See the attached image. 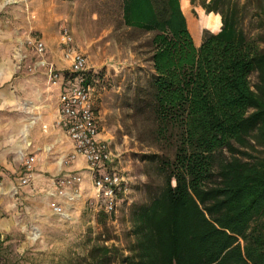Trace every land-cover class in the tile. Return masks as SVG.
<instances>
[{"label":"trees","instance_id":"obj_1","mask_svg":"<svg viewBox=\"0 0 264 264\" xmlns=\"http://www.w3.org/2000/svg\"><path fill=\"white\" fill-rule=\"evenodd\" d=\"M224 5H202L221 25L197 47L180 0H123L124 24L152 34L154 74L132 109L166 151L146 156L128 254L94 245L87 264H264V47L247 30L249 4ZM0 264H11L3 241Z\"/></svg>","mask_w":264,"mask_h":264},{"label":"rangeland","instance_id":"obj_2","mask_svg":"<svg viewBox=\"0 0 264 264\" xmlns=\"http://www.w3.org/2000/svg\"><path fill=\"white\" fill-rule=\"evenodd\" d=\"M209 1L193 0L191 5L189 0H180L187 28L197 47L205 31L216 33L220 29L219 15L206 13L202 7ZM224 1L225 5L237 4L240 8L249 4L247 30L251 35L261 36L259 44L264 47V27L257 28L264 20V13L256 15L251 9L259 0ZM259 2L264 8V0ZM4 3L15 8L12 12L0 11V19L13 20L27 28L17 30L12 51L18 72L35 75L38 71L39 58L30 47L34 40L44 43L45 58L59 68L56 64L62 61L58 56L62 57L63 30L67 29L73 48L87 60L86 77L92 88L102 138L110 144L119 168L128 178V191L110 215H103L91 197L83 201L82 195L75 191V197L65 199L64 203L42 210L30 207L21 218L15 217L14 227L7 233L0 232L9 261L11 264H87L89 249L102 244L116 246L124 256L133 240L131 210L146 198L145 186L149 182L146 156L166 151L151 145V124L132 109L137 88L154 74L149 44L152 34L124 24L123 0H4ZM66 68L64 65L57 71L66 74ZM40 69L43 73L40 76L46 78L48 85L57 87L49 82L45 68ZM155 182L160 183L159 179ZM55 207L60 211L54 210ZM33 228L38 231L34 239Z\"/></svg>","mask_w":264,"mask_h":264},{"label":"crops","instance_id":"obj_3","mask_svg":"<svg viewBox=\"0 0 264 264\" xmlns=\"http://www.w3.org/2000/svg\"><path fill=\"white\" fill-rule=\"evenodd\" d=\"M5 5L4 0H0V11H14V6ZM12 21L0 19V232L4 233L14 227L13 219L21 218L30 207L37 210L50 208L74 198L75 191L82 195L83 201L91 197V202L96 203L85 161L82 157L75 161L68 159L73 150L72 143L64 129L56 124L59 120V86L48 85L46 78L40 76L43 73L38 63L35 75L17 71L12 51L17 30L24 26ZM58 58L62 61L56 65L59 68L66 65L68 70V63L60 55ZM29 155L36 158L33 179L28 186H20L23 162ZM74 173L80 174V183L68 184L61 188V195L57 194L59 189L54 181ZM14 188L16 195H13Z\"/></svg>","mask_w":264,"mask_h":264},{"label":"built area","instance_id":"obj_4","mask_svg":"<svg viewBox=\"0 0 264 264\" xmlns=\"http://www.w3.org/2000/svg\"><path fill=\"white\" fill-rule=\"evenodd\" d=\"M63 43L65 48L62 50V58L68 63L66 74L59 73L54 63L45 58L46 48L41 40H34L30 47L39 58L38 65L45 68L49 82L60 88L59 120L56 124L64 129L72 143L73 150L68 159L75 161L77 157L83 158L91 176L99 211L110 215L116 211L128 191V178L119 168V161L110 149V144L101 137L99 119L92 102V88L86 77L87 60L84 54L73 48L72 37L67 29L63 30ZM35 160L33 155L24 159L20 186H28L32 182ZM80 181L78 173L57 178L54 181L59 189L57 194L63 193L62 187L79 184ZM16 194L17 189L14 188L13 195ZM54 210L59 212L60 208L55 207Z\"/></svg>","mask_w":264,"mask_h":264},{"label":"bare ground","instance_id":"obj_5","mask_svg":"<svg viewBox=\"0 0 264 264\" xmlns=\"http://www.w3.org/2000/svg\"><path fill=\"white\" fill-rule=\"evenodd\" d=\"M37 234H38V231L33 228V230H31V238L32 239L36 238Z\"/></svg>","mask_w":264,"mask_h":264}]
</instances>
